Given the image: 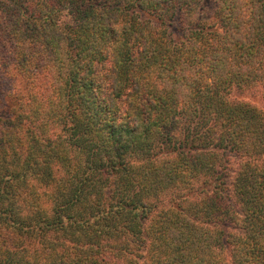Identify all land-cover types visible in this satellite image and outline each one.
<instances>
[{"label":"trees","instance_id":"trees-1","mask_svg":"<svg viewBox=\"0 0 264 264\" xmlns=\"http://www.w3.org/2000/svg\"><path fill=\"white\" fill-rule=\"evenodd\" d=\"M201 1L0 0V264H264V0Z\"/></svg>","mask_w":264,"mask_h":264},{"label":"rangeland","instance_id":"rangeland-1","mask_svg":"<svg viewBox=\"0 0 264 264\" xmlns=\"http://www.w3.org/2000/svg\"><path fill=\"white\" fill-rule=\"evenodd\" d=\"M217 0H202L201 6L203 7V12L206 13V15L209 17L211 14L212 8L215 6ZM177 28H179V24H175ZM179 33V32H177ZM176 33V34H177ZM175 33H173L174 39L178 41V37H176ZM181 38H179L180 41ZM176 41V42H177ZM178 41V42H179ZM235 95V94H233ZM242 98L248 99L250 102L257 104L259 107H261L264 110V79L263 81L256 87V89L248 90L243 95H241ZM144 254V252L142 253Z\"/></svg>","mask_w":264,"mask_h":264}]
</instances>
